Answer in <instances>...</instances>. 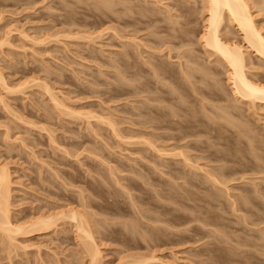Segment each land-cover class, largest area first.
<instances>
[{
	"label": "rangeland",
	"instance_id": "obj_1",
	"mask_svg": "<svg viewBox=\"0 0 264 264\" xmlns=\"http://www.w3.org/2000/svg\"><path fill=\"white\" fill-rule=\"evenodd\" d=\"M245 1L264 37V0ZM207 10L0 0V168L14 224L77 211L99 264H264V100L236 93L205 46ZM223 18L220 37L264 86V57ZM3 240L0 264H90L68 217Z\"/></svg>",
	"mask_w": 264,
	"mask_h": 264
},
{
	"label": "bare ground",
	"instance_id": "obj_2",
	"mask_svg": "<svg viewBox=\"0 0 264 264\" xmlns=\"http://www.w3.org/2000/svg\"><path fill=\"white\" fill-rule=\"evenodd\" d=\"M209 18L206 32L203 36L205 46L212 48L220 55L231 70V78L236 87V93L242 98L264 100V86L251 81L245 71V59L241 49L234 44L223 41L219 28L224 20L226 12L243 33L248 44L259 55L264 57V37L257 29L249 5L245 0H206ZM112 171V170H111ZM10 187L8 175L0 168V238H5L9 244L16 241L17 236H27L32 233H40L50 230L60 218L68 217L75 223L77 238L87 250L90 264H99V249L95 238V232L90 223L84 220L77 211L70 210L54 216H41L23 225H16L10 214ZM3 240V241H5ZM4 245V244H3ZM10 246V245H8Z\"/></svg>",
	"mask_w": 264,
	"mask_h": 264
}]
</instances>
